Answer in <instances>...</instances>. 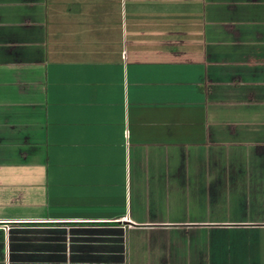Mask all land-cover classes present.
Returning a JSON list of instances; mask_svg holds the SVG:
<instances>
[{
	"label": "crops",
	"instance_id": "0c3cea01",
	"mask_svg": "<svg viewBox=\"0 0 264 264\" xmlns=\"http://www.w3.org/2000/svg\"><path fill=\"white\" fill-rule=\"evenodd\" d=\"M0 264H264V0H0Z\"/></svg>",
	"mask_w": 264,
	"mask_h": 264
},
{
	"label": "rangeland",
	"instance_id": "374dc122",
	"mask_svg": "<svg viewBox=\"0 0 264 264\" xmlns=\"http://www.w3.org/2000/svg\"><path fill=\"white\" fill-rule=\"evenodd\" d=\"M216 202H217L216 201V196H212L211 199H210V201H209V204H213L214 205V204H216ZM189 207H190V205H188V209H189Z\"/></svg>",
	"mask_w": 264,
	"mask_h": 264
}]
</instances>
